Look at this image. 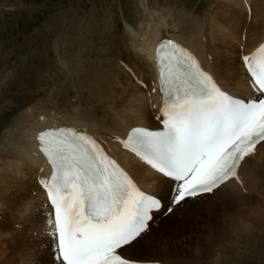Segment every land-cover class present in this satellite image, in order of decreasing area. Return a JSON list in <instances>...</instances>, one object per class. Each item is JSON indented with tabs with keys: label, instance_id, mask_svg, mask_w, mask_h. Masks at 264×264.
<instances>
[{
	"label": "snow or ice",
	"instance_id": "1",
	"mask_svg": "<svg viewBox=\"0 0 264 264\" xmlns=\"http://www.w3.org/2000/svg\"><path fill=\"white\" fill-rule=\"evenodd\" d=\"M155 58L163 130L133 128L121 143L179 182L175 194L165 203L143 192L89 135L71 128L41 132L37 140L52 175L40 183L60 264H136L125 252L146 237L157 216H174L239 179L241 161L264 146V45L243 58L257 93L248 100L230 95L174 41L161 39Z\"/></svg>",
	"mask_w": 264,
	"mask_h": 264
},
{
	"label": "bare ground",
	"instance_id": "2",
	"mask_svg": "<svg viewBox=\"0 0 264 264\" xmlns=\"http://www.w3.org/2000/svg\"><path fill=\"white\" fill-rule=\"evenodd\" d=\"M217 1L224 8L222 16L227 18L236 17L235 12L229 10L230 2V6H233L239 13L238 19L243 24L252 26L245 42H241V34L239 39L236 38L237 36L232 38L231 32L229 35L227 34L229 30L225 26L228 27L231 24L225 25L222 21L217 23L215 17L220 15V12L214 11L212 6L209 8V15L204 19L193 16L190 12L187 14L185 11L170 10L169 13L172 16L174 15L172 20L170 19L171 15L156 17L154 11L148 7L147 0H139V4L145 14V20L139 25L137 30L130 29V26L126 23L131 45L136 54L135 62L130 67L124 66L121 61L114 64L111 62L112 67L108 69H105L104 62H100L102 64L99 65L90 82V85L92 83L95 84L93 93L96 94V99L105 107L102 109L105 110V115L101 116L102 118L95 117L101 111L100 108L96 109L93 105L88 107L87 104L81 107L78 96H75L74 101L62 105H57L54 100H51V102H38L19 116L14 127L7 133L0 153V209L4 206L6 200L11 201V205H14L15 208L10 216L13 215L15 217L16 209H20V212H18L19 217L23 216L25 220L30 215H36L37 208H40L43 202L42 206L45 212L37 218L36 224L32 228L34 233L42 236L34 238L33 243L30 245L26 244L24 250L16 248L20 247L18 243L14 248H9L8 244H4L6 240L0 244L3 247V251H7L5 253L9 254L0 261L1 264H60L56 254L55 240L49 232H46V229L51 231V226L47 223L50 217L49 206L45 199L44 190L42 188V192L39 190L40 181L46 180L51 171L50 164L38 148L39 142L36 139V133L44 127L66 125L73 127L77 132H79L78 130H84L90 133L119 163V166L124 168L144 190L147 189L153 192L163 200L162 196H166L167 200L170 199L178 187V182L164 178L133 152L122 147L120 145L122 144L121 137L125 130L133 125L157 126L156 121L160 113L159 109L162 105V99L157 77L155 46L162 38L175 40L191 51L200 66L209 72L231 94H237L236 90L231 89L232 87L238 89L239 92L242 91V93H238L242 96L252 97L255 94V90L246 73L242 56L239 55L240 67L243 71V80L241 81L235 77V70L231 66L226 65L227 59L223 52H226V56L231 51L234 53L231 41L238 40L235 43L237 42L238 51L240 49L239 45H243V57H251L253 55L254 49L264 40V0ZM249 13L250 17L247 19V14ZM157 18H159L158 21L156 20ZM229 23L239 26L232 20ZM215 24L220 27L218 32L212 31ZM180 25L185 27L184 31L179 30ZM234 26L232 27L236 28ZM216 37L219 38L218 41L215 40ZM229 37L232 40H228ZM245 46L246 48H244ZM220 64H224L226 66L225 69L221 68ZM153 89H156V91H153ZM97 100L95 101L98 102ZM236 175L239 179L236 177L230 178L218 189L214 190L213 193L205 194L189 202L186 205L189 208L184 207L178 213L181 214L182 212V215L187 217L188 212H194L189 214V218L192 217V220L196 223L201 221V216H206V219H208L209 214H203L202 212L203 208L208 207L214 214H222L223 212L224 215L222 217L227 218L229 221L232 219L231 215L236 212V215L238 213L240 217L245 219L243 221L246 224L253 222L256 225L258 222H263L264 146L257 145L256 154L247 157L245 161H241L240 166L236 170ZM33 191L43 194L39 201L41 205H36V202L32 205V202H30L24 207L25 203L22 205V201L25 198H30ZM215 198L214 204L216 205H213ZM164 220H168V217ZM18 221L21 223L22 220ZM0 225V234L3 233L2 230L4 229L6 230L4 231L5 234H3L5 237L9 234V236H12L11 240H17L15 230L6 226L7 224ZM159 225L162 226V224H157L156 226ZM225 225L227 227L225 233L224 230L223 233L222 230L220 232L213 231V229L207 230V235L202 234L204 235V238L201 239L203 242L201 244L203 245H199L200 241L193 247L190 245L192 241H185L187 244L183 242L182 244H173L163 237L151 236L150 229L149 233L151 234L148 233L140 243L127 249L125 255L137 261H159L165 264H215V261L220 258L218 256L217 259L216 255H219L223 250L225 251L224 247H227L224 245L227 240L221 242V239L231 238V236L227 237L230 231L240 234L245 231L242 228L246 227L244 225L241 230L236 227L238 224L236 225L235 222L225 223ZM20 226L23 227L22 224ZM154 231L152 230L153 234ZM160 234L162 235V233ZM43 236H45V239ZM142 243H146V245L150 246V249H155L154 251L157 250L155 253L159 257L146 259V257H139L138 254L135 255L138 245ZM36 245H41V250L48 247L47 252H39ZM171 245L173 246L170 247ZM185 245L186 247L183 249L179 248ZM169 248H175V251L170 252Z\"/></svg>",
	"mask_w": 264,
	"mask_h": 264
},
{
	"label": "rangeland",
	"instance_id": "3",
	"mask_svg": "<svg viewBox=\"0 0 264 264\" xmlns=\"http://www.w3.org/2000/svg\"><path fill=\"white\" fill-rule=\"evenodd\" d=\"M138 3L139 0H0V153L5 137L14 127L16 120L25 110L31 109L38 102L54 100L57 105H62L70 103L66 100L72 98L70 101H74L75 96H78L81 107L85 106L86 102H90L96 106H94L96 109L100 108L101 111L95 117L102 118L101 116L105 115V110H102L105 107L95 101L96 95L93 93L95 84L90 85V82L95 71L102 64L100 61L104 62L103 65L107 69L111 68V61L114 59L111 57L112 53L118 55L129 65L135 62L136 54L131 45L126 23L130 29L137 30L145 20L143 9L141 8V13ZM147 5L154 11L156 17L171 15L170 10H180L187 14L189 12L190 14L194 13L196 15L192 14L193 16L202 19L209 15V8L212 6L214 11L220 12V15L215 17L217 23L222 21L225 25L234 26L229 23L232 20L239 24L238 27L235 25L236 28L231 25L225 26L229 30L227 34L229 35L231 32L233 35L232 38L237 36L236 38L239 39L241 30V32H245L244 38L247 40L246 37L252 27L243 24L238 19L239 13L233 6H230V2L229 10H233L236 17L222 16L224 8L221 4L219 5L217 0H147ZM173 16L171 15L170 19L173 20ZM156 20L158 21L159 18ZM216 24L213 25V32L220 30ZM184 28L180 25L179 30L184 31ZM232 38L229 37L228 40H232ZM215 40L218 41L219 38L216 37ZM235 41L238 40L231 41L234 53L231 51L228 56H226V52L223 53L227 59L226 65L231 66L235 70V77L242 81L243 71L240 67V56L244 50L242 47L243 52L240 49L238 51ZM117 46L121 48L118 50ZM113 49H117V51ZM109 51L112 53L109 54ZM237 51L242 53L237 54ZM220 65L221 68L225 69L224 64ZM78 83H81L80 87ZM138 83L142 85L140 81ZM231 89L236 90L237 93H242L236 88L232 87ZM90 105L87 104L88 107ZM39 190L42 192L40 186ZM42 197L43 194L33 191L30 198H25L22 201V205L25 203V207L33 202V199L36 205L40 206L39 201ZM162 197L165 202L169 200L166 196ZM215 201L216 198L213 205H216L214 204ZM42 205L37 208L36 215H30L25 220L23 216L19 217L20 209H16L14 218L22 220L23 227L20 225H17L18 228L9 226L16 231V241L11 240L12 236L9 234L5 237L3 234L6 230L3 229L2 236L0 234V244L6 240L4 244H8V247L12 249L18 243L20 247L16 248L24 250L26 244L30 245L34 238L41 237L42 235L34 233L32 228L36 224L37 218L45 212ZM14 208L15 206L11 205V201L6 200L0 209V215L8 216L11 221L10 214L12 211L14 212ZM202 212L209 214L208 219L206 216H201V221L196 223L192 217L189 218V214L194 212H188L187 217L186 215L183 216L182 212L181 214L177 212L176 215L168 217V220H164L166 217L162 218V222L158 221L162 226H154L151 228L152 234H149L155 237H163L173 244H182V242L187 244L185 241H192L190 245L193 247L200 241L199 245H203L201 239L207 235V230L213 229L216 232L222 230V233L224 230L225 233L227 228L225 223L235 222L236 225L238 224L236 227L240 229L245 225L246 227L242 228L245 231L240 234L230 231L227 237L231 236V238L221 239V242L227 240L224 244L227 247H224L225 251L223 250L222 253L216 255L217 259L218 256L220 258L215 261V264H264V221L258 222L256 225L253 222L246 224L243 221L245 219L240 217L238 213L236 215V212L231 215L233 220L229 221L222 217L223 212L222 214H214L208 207L203 208ZM0 224L4 223L0 222ZM48 230L46 229V232L50 234L51 231ZM152 230H155L154 234ZM43 237L45 239V236ZM1 247L0 245V261L9 255ZM36 247L39 252L46 253L48 249L47 247L41 250V245H36ZM184 247L186 245L179 248L183 249ZM154 250L150 249L146 243H142L138 245L135 255L138 254L139 257H146V259L158 258L159 255L155 253L157 250ZM169 250L170 252L175 251V248H169Z\"/></svg>",
	"mask_w": 264,
	"mask_h": 264
}]
</instances>
